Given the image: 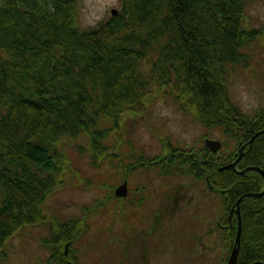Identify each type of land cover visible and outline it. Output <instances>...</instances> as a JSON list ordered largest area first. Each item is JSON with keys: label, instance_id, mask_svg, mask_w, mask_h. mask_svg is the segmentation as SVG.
I'll return each instance as SVG.
<instances>
[{"label": "trees", "instance_id": "1", "mask_svg": "<svg viewBox=\"0 0 264 264\" xmlns=\"http://www.w3.org/2000/svg\"><path fill=\"white\" fill-rule=\"evenodd\" d=\"M251 1L121 0L116 14L82 27L78 0H0L1 261L17 231L46 223L44 202L76 171L63 144L84 137L91 164L119 173L104 188L120 203L131 199L133 187L128 184L127 196H117L115 189L134 172L205 181L222 200L217 225L227 264L238 229L231 208L243 194L264 187L257 169H220L264 129V106L244 111L229 87L231 68L250 65L247 48L263 34L245 25ZM163 95L207 129L219 130L223 148L212 152L204 141L188 149L169 137L161 139L160 154L139 149L124 126ZM249 166L264 170V133L246 145L237 163L240 170ZM137 191L139 207L144 197ZM100 204L48 223L41 238L49 252L44 264H78L75 244ZM114 211L126 221L124 205ZM240 211L237 264L264 262V194L243 198Z\"/></svg>", "mask_w": 264, "mask_h": 264}, {"label": "rangeland", "instance_id": "2", "mask_svg": "<svg viewBox=\"0 0 264 264\" xmlns=\"http://www.w3.org/2000/svg\"><path fill=\"white\" fill-rule=\"evenodd\" d=\"M121 0H78L79 23L93 27L119 9ZM245 25L263 29L247 50L248 67L235 66L229 75L230 93L244 111L252 113L264 106V0H252L246 8ZM123 132L131 135L139 149L155 156L162 151L161 139L169 138L184 148L200 147L205 137L225 138L209 130L192 113L181 111L167 96H158L143 116H131ZM211 133L213 136H208ZM63 147L76 171L47 198L43 205L46 223L25 227L10 237L0 264H44L49 252L41 238L48 223L82 213L84 205L103 204L91 216L90 228L75 244L78 264H224L217 217L222 205L218 193L205 181L191 176L158 178L154 171L130 174L132 197L120 203L108 198L119 173L111 167L91 164L89 144L84 137L69 139ZM142 189L143 204L138 207ZM127 212L122 221L114 209L120 204ZM130 217V219L128 218ZM232 250V249H231ZM231 253V252H230ZM230 256V254H229ZM228 256V258H229Z\"/></svg>", "mask_w": 264, "mask_h": 264}, {"label": "water", "instance_id": "3", "mask_svg": "<svg viewBox=\"0 0 264 264\" xmlns=\"http://www.w3.org/2000/svg\"><path fill=\"white\" fill-rule=\"evenodd\" d=\"M112 13L116 14L117 13V9H112ZM264 133V129L258 131L257 133L254 134V136L247 142V143H251L256 136H258L259 134ZM246 143V144H247ZM246 144H244L241 149H240V155L236 158V160L226 164L225 166H222L220 169L225 168V167H233L235 170L239 171L240 173H244L248 170L251 169H257L259 170L263 177H264V170L262 168H260L259 166H249L245 169H238L237 168V162L241 159V157L244 155V148L246 147ZM206 145L211 149L212 152H218L221 148H222V141L219 139H215V138H207L206 139ZM128 180H124L121 184H119L116 189H115V194L117 196H127L128 195ZM262 194H264V188L259 191V192H247L245 194H243L242 196H240V198L237 200L236 204L233 206L232 210L230 211V218L233 217L234 212H236L237 217H238V229H237V235H236V240H235V245L230 253V256L228 258V263L227 264H237L238 261V255H239V250H240V244H241V233H242V216H241V211H240V205H241V201L243 198L247 197V196H254V197H258L261 196ZM65 252L68 253L69 252V243H66L65 246ZM69 264H73L72 262H69ZM252 264H264L263 261L257 260L255 262H253Z\"/></svg>", "mask_w": 264, "mask_h": 264}, {"label": "flooded vegetation", "instance_id": "4", "mask_svg": "<svg viewBox=\"0 0 264 264\" xmlns=\"http://www.w3.org/2000/svg\"><path fill=\"white\" fill-rule=\"evenodd\" d=\"M234 215H235V213H234ZM236 215H237V214H236ZM232 219H233V218H232ZM232 219H231V220H232Z\"/></svg>", "mask_w": 264, "mask_h": 264}]
</instances>
